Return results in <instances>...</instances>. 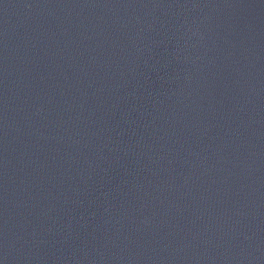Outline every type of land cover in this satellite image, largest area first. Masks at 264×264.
Wrapping results in <instances>:
<instances>
[{
    "label": "water",
    "instance_id": "water-1",
    "mask_svg": "<svg viewBox=\"0 0 264 264\" xmlns=\"http://www.w3.org/2000/svg\"><path fill=\"white\" fill-rule=\"evenodd\" d=\"M0 264H264V0H0Z\"/></svg>",
    "mask_w": 264,
    "mask_h": 264
}]
</instances>
